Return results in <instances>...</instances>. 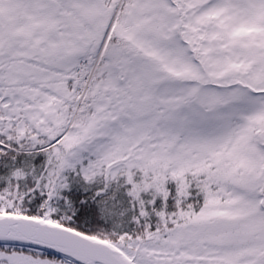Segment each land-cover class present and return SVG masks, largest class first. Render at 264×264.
<instances>
[{
  "label": "snow or ice",
  "instance_id": "snow-or-ice-1",
  "mask_svg": "<svg viewBox=\"0 0 264 264\" xmlns=\"http://www.w3.org/2000/svg\"><path fill=\"white\" fill-rule=\"evenodd\" d=\"M0 264H264V0H0Z\"/></svg>",
  "mask_w": 264,
  "mask_h": 264
}]
</instances>
